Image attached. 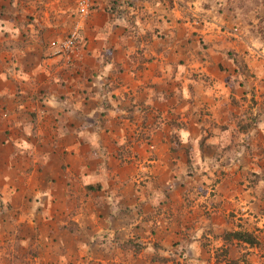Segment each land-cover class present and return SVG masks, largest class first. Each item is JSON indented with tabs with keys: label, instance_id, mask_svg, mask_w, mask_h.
<instances>
[{
	"label": "crops",
	"instance_id": "crops-1",
	"mask_svg": "<svg viewBox=\"0 0 264 264\" xmlns=\"http://www.w3.org/2000/svg\"><path fill=\"white\" fill-rule=\"evenodd\" d=\"M78 1L0 0V264H149L173 241L259 253L229 236L264 233L256 60L236 44L240 73L199 0ZM223 1L215 16L240 0Z\"/></svg>",
	"mask_w": 264,
	"mask_h": 264
},
{
	"label": "rangeland",
	"instance_id": "rangeland-1",
	"mask_svg": "<svg viewBox=\"0 0 264 264\" xmlns=\"http://www.w3.org/2000/svg\"><path fill=\"white\" fill-rule=\"evenodd\" d=\"M199 1H196V6H198L197 8L199 9V12L203 14L198 17L204 21L202 24L199 23L201 27L203 26L202 30H206L208 35H211L215 39L224 38L227 43H229L231 50L230 54L234 55L235 59H238L239 57V54L236 52V50H238L237 45H239L241 49H247V53L253 56L254 59L252 60H256V64L259 66L257 67V70L264 73V0L228 1L224 4H227L232 15L224 14L222 16H215L214 12L220 8L217 4L222 6L224 2L223 0ZM214 3L216 5L212 11H209L210 13L200 11V8H205ZM238 7H240L241 10L239 12ZM233 14L236 17H234ZM209 20L213 21V23L210 24ZM240 62H243L241 66L243 65L247 70L248 66L244 64V61L242 60ZM262 80L264 82V78ZM262 88H264V86ZM256 242L259 250V253L255 251V255L258 253L256 256H252V252L254 251H250L249 249L251 248L245 247V249H248L246 252L241 253V255L239 254V256L237 252H235V254H232L229 258L228 254H226L227 250L221 247L218 248V243L216 242L205 241L204 245L206 249L199 256L196 252H193L192 249L190 252H187V249L179 246L180 243L173 241L171 242L170 248L167 249L168 251L173 252V254L168 255V257L161 256L163 259L156 256L149 264H161L162 262L165 264H262L264 260V255L261 256L264 251L263 232L258 234ZM125 246L130 249H135L136 251L140 249V244L135 241L126 242ZM155 247L158 249L157 244ZM190 254L192 256V261H187V256ZM18 258L23 259L29 257L21 254ZM36 258L37 260L32 261V264H59L58 260H53V257L49 259L46 256H37ZM32 259L35 258L33 257ZM19 263L21 262L19 261ZM8 264L15 263L11 260Z\"/></svg>",
	"mask_w": 264,
	"mask_h": 264
},
{
	"label": "built area",
	"instance_id": "built-area-1",
	"mask_svg": "<svg viewBox=\"0 0 264 264\" xmlns=\"http://www.w3.org/2000/svg\"><path fill=\"white\" fill-rule=\"evenodd\" d=\"M78 8H79V14L82 16H89L91 14V11L93 10V6L91 4V0H79L78 1ZM79 33L73 32L69 38L66 40H63L59 43V50L57 54L59 55H66V56H72L76 53L77 47L79 44Z\"/></svg>",
	"mask_w": 264,
	"mask_h": 264
},
{
	"label": "trees",
	"instance_id": "trees-1",
	"mask_svg": "<svg viewBox=\"0 0 264 264\" xmlns=\"http://www.w3.org/2000/svg\"><path fill=\"white\" fill-rule=\"evenodd\" d=\"M250 11H251V8H250ZM69 36L67 38H69ZM66 39H64V40H66ZM230 56L234 57V55H231V54H230ZM234 59H235V57H234ZM235 61H236V64L238 65V67H239L238 70L240 71V73L246 74V73L249 72L248 69L246 70V68L243 67V65L241 66V64H243V62H239L238 59H235ZM229 236L237 238V239H240V240H242V241H244V242H246V243H248L250 245H254V244L257 243L256 242L257 239L254 236H252L251 234L246 233V232H239L238 231V232H234V233L229 234ZM124 244L125 243L122 244L123 247H124Z\"/></svg>",
	"mask_w": 264,
	"mask_h": 264
}]
</instances>
